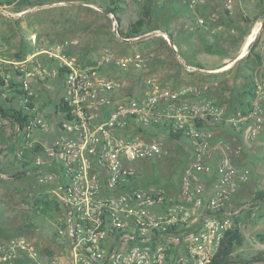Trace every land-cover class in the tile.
<instances>
[{"label": "built area", "instance_id": "built-area-1", "mask_svg": "<svg viewBox=\"0 0 264 264\" xmlns=\"http://www.w3.org/2000/svg\"><path fill=\"white\" fill-rule=\"evenodd\" d=\"M221 1L226 10H233L235 0ZM109 15L117 25L114 14ZM2 42L0 33L2 98L11 107L31 112L23 130L15 122L27 139L34 129L49 128L34 103V82L50 90L52 80L60 78L59 99L66 111L57 110L61 119L51 144L36 152L38 142L28 141L34 156L29 173L51 184V199L62 211L57 249L40 248L26 236L0 240V264L211 263L233 224V198L249 179L248 171L227 154L216 160L217 150L226 146L217 141L212 127L226 116L227 107L194 87L174 90L153 81L148 92H122L116 72L142 67L141 55L117 57L106 51L81 63L69 53L78 41L65 39L46 51L49 61L36 58L38 52L20 60L8 58ZM231 122L236 130L248 125V138L259 136L264 85L256 84L250 106L235 110ZM160 126L183 131L189 139L193 160L179 197L139 183V162L164 153L161 135L166 131ZM23 154L18 153L21 158ZM199 173L213 182L201 180Z\"/></svg>", "mask_w": 264, "mask_h": 264}, {"label": "rangeland", "instance_id": "rangeland-1", "mask_svg": "<svg viewBox=\"0 0 264 264\" xmlns=\"http://www.w3.org/2000/svg\"><path fill=\"white\" fill-rule=\"evenodd\" d=\"M125 1V5L139 2L141 7L145 2ZM53 2L56 4H49ZM164 3V6L159 3L156 11H182V8H187L186 5L179 7L178 3H175V7L168 6L169 2ZM254 3L257 6L260 2L257 0ZM108 4L109 0H32V4L0 5V33L3 36L4 52L11 59H18L16 54L21 51L23 53L20 54L24 58L38 52L36 58L49 61L46 51L51 46L69 39L78 41L70 46L69 53L81 63L95 59L106 51L117 57L128 56L129 50L120 48L123 38L115 29L117 26L113 18L105 10ZM262 5L264 8V4ZM21 9L22 11H19ZM132 15V12L124 14L127 23L130 22ZM105 71L107 72V69ZM116 73L122 84V92L130 89L136 91L138 85L133 77H129V74L121 69ZM244 82L249 83L246 79ZM61 84V79L56 78L53 82L54 89H42L35 85L37 96L34 103L38 104L39 110L48 119L49 128L47 131L34 129L30 140H36L43 146L51 144L52 138L58 133L57 123L61 119V114L56 113L55 105L60 97V90H57V87L61 89ZM261 84L264 85V82ZM13 101L14 105L16 101ZM11 104L3 100L0 88V105ZM233 115L234 110H228L225 116L227 118L224 117L218 122L226 121L224 126L228 127L229 132L217 138V141L224 142L226 149L217 150L216 160L227 154L235 165L248 171L249 179L234 196L229 217L232 223L239 222L247 235L245 244L238 248L237 253L251 256L264 250V239L256 235L257 228L250 225L249 207L246 206L254 199L256 190L264 188V178L256 179V173H264V142H261L263 140L260 136L264 126L257 138L250 139L247 136L241 138L239 130L232 125ZM216 126L217 123L212 127L215 135ZM247 128L249 132V126ZM145 136L150 138V135ZM161 137L164 153L161 157L139 162V183L157 185L169 195L179 197L184 172L193 160L189 139L183 137L181 141H176L163 134ZM30 140L15 122L0 114V240L26 236L36 241L40 248L54 250L57 249L55 233L62 211L58 202L54 198L51 199V184L40 183L32 172L16 176L24 169L22 159L18 155L19 151H28L26 160L31 164L28 167L33 166L34 156L28 147ZM181 146L187 147L186 153L182 152ZM259 175L261 174H257ZM197 176L209 184L213 182L211 179L209 181V176L205 174L199 173ZM260 181L262 183H257ZM40 200H48L50 204L41 205L38 203Z\"/></svg>", "mask_w": 264, "mask_h": 264}, {"label": "crops", "instance_id": "crops-1", "mask_svg": "<svg viewBox=\"0 0 264 264\" xmlns=\"http://www.w3.org/2000/svg\"><path fill=\"white\" fill-rule=\"evenodd\" d=\"M256 1L235 0L233 10L228 11L221 0H200L194 5L188 0H154L152 23L146 27L145 33L123 38L120 45L123 50H129L128 56L141 55L144 58L142 67L131 66L123 70L135 79L138 86L134 91L148 92L151 81L174 90L194 87L224 104L229 111H246L256 84L264 82V8L261 0L257 6ZM164 2H169L168 6L175 7V3H178L179 7L186 5L187 8H182V11H156L158 4L163 5ZM141 9L139 2L124 5L120 11L119 27L126 31L131 23L142 16ZM128 12L133 13L129 23L124 18ZM117 27L114 26L116 30ZM35 85L40 86L37 82H34ZM55 111L58 113L57 109ZM225 123H217L216 139L228 134ZM247 127L237 131L241 138L248 137ZM263 131L261 142H264ZM168 132L162 134L170 136ZM180 148L186 153L187 147ZM258 178L263 179L264 173H256ZM246 206L249 207L250 225L257 228L256 235L263 234L264 201L253 199ZM243 232L247 238L244 229Z\"/></svg>", "mask_w": 264, "mask_h": 264}, {"label": "trees", "instance_id": "trees-1", "mask_svg": "<svg viewBox=\"0 0 264 264\" xmlns=\"http://www.w3.org/2000/svg\"><path fill=\"white\" fill-rule=\"evenodd\" d=\"M264 2V1H263ZM15 3L21 4H32V0H0V5H13ZM153 3L154 0H145V2L142 5L141 11L143 12L142 16L136 20L135 22L131 23L128 29L125 31L121 29L120 22V11L124 9V5L126 4L125 0H109V4L105 6V10L107 13L114 14L117 24H118V31L122 38H133L138 37L145 33L146 27L151 25L152 23V11H153ZM23 50V49H22ZM20 53H23L22 51ZM20 53L16 54V58L23 59L24 56ZM261 58L260 56H258ZM61 76H64V71L61 72ZM0 84H2V81L0 80ZM56 109L65 112L66 106L63 103V99L60 98L58 103L56 104ZM0 114L3 117L9 118L13 122H16L19 124L20 128L23 130L29 119L32 117L31 112L25 111L23 109H17L11 106H2L0 105ZM161 130H165L168 132L165 127H161ZM170 137L173 139H181L185 136V133L183 131H175L170 130L169 131ZM34 151L40 152L43 150V145L40 143H36L35 147L33 148ZM27 150H24V154L22 159L24 169H22L16 176L20 177L22 175H25L29 173V170L31 167H28L30 162H28L26 159L28 158ZM31 160V158L29 159ZM255 200H263L264 201V188L259 189L255 192L254 195ZM39 204L42 205H48L50 202L48 200H40L38 201ZM44 213L46 210H43ZM260 237H263L264 239V233L259 234ZM246 236L243 232L242 226L239 222H235L231 225V227L225 232V235L223 239L221 240L218 251L209 264H259L264 263V250L260 251L257 254L251 255V256H244L239 253H237L238 248L242 247L245 244Z\"/></svg>", "mask_w": 264, "mask_h": 264}]
</instances>
